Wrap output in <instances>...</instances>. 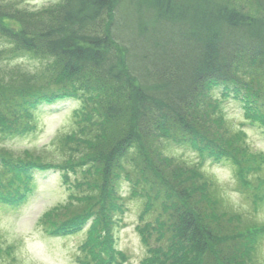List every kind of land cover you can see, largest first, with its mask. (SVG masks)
<instances>
[{"label": "trees", "instance_id": "obj_1", "mask_svg": "<svg viewBox=\"0 0 264 264\" xmlns=\"http://www.w3.org/2000/svg\"><path fill=\"white\" fill-rule=\"evenodd\" d=\"M24 57L28 65L18 62ZM218 88L239 96L249 122L264 130V0H58L37 10L0 0L1 137L34 131L43 104L81 102L53 152L62 162L17 158L0 145V204L19 209L36 170L72 175L70 201L54 210L64 213L41 223L53 235L89 226L84 263L121 264L124 178L144 200L143 264H244L233 218L212 191L220 184L162 150L170 140L233 158L239 178L255 173L246 138L226 146L214 129H230Z\"/></svg>", "mask_w": 264, "mask_h": 264}, {"label": "rangeland", "instance_id": "obj_2", "mask_svg": "<svg viewBox=\"0 0 264 264\" xmlns=\"http://www.w3.org/2000/svg\"><path fill=\"white\" fill-rule=\"evenodd\" d=\"M9 1L16 2L20 8L37 10L58 0ZM245 6L255 11L250 3ZM23 61L26 65L29 64L27 60ZM29 66L34 68L37 65L35 62H30ZM78 107L79 103L75 100H64L53 106L42 107L38 113V131L14 138L8 141L6 146L11 148V154L17 158L25 159L33 156L41 157L47 162H62L63 157L53 152L58 150L62 145V139L70 132L72 115ZM227 112L230 129L227 127L224 129L217 123L214 125L217 135L223 141L221 143L226 146L230 143L236 144L238 139L234 136L238 134L246 138V135L239 132L243 130V123L246 122L241 105L230 101ZM245 129L246 140L251 147L245 148L246 157L251 155L248 165L256 168L255 173L248 176L247 184L260 191L256 207H254L256 191L253 187L246 188L235 178L231 165L209 166L207 170L199 174L207 181L216 180L222 187L221 189L218 185V190L215 187L212 191L218 195L217 203L220 209L226 210L223 213L226 220L233 218L229 221L228 227H230V234L235 235L233 244L237 246L235 244L237 242L244 264H264V135L258 128L248 126ZM162 144L165 147L162 149L164 154L172 159L176 157L184 164L181 168L195 169L196 164L194 167L192 153L171 149L167 141ZM0 145H4L1 139ZM34 186H36L34 194L20 210L12 211L0 206V257L2 256L0 261H3L0 264H82L81 260L87 256L81 248L87 239V229L64 238L52 237L40 223L42 218L46 223L48 220H59L58 217H61L64 212L59 213L58 210H54L68 202L71 191L63 183L59 172L55 171L35 172ZM121 190L125 194L129 210L120 228L116 230V248L127 256L128 260L124 264H141L147 251L136 229L142 203L128 199L131 186L124 181V178ZM230 204L234 208L228 209ZM10 246H14L12 255L7 253V247Z\"/></svg>", "mask_w": 264, "mask_h": 264}]
</instances>
